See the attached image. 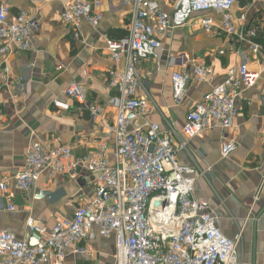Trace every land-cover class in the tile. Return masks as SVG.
Segmentation results:
<instances>
[{
	"label": "built area",
	"instance_id": "obj_1",
	"mask_svg": "<svg viewBox=\"0 0 264 264\" xmlns=\"http://www.w3.org/2000/svg\"><path fill=\"white\" fill-rule=\"evenodd\" d=\"M61 1V21L71 26L75 40H81L84 24L97 28L103 20V0ZM237 2L122 1L131 8L127 35L105 40L113 63L108 81L115 92L109 101L117 111L114 123L104 117L100 105L87 103L80 86H69L64 95L88 110L92 120L101 121L106 129L104 138L93 140L95 152L81 156L76 155L81 142L48 146L34 141L22 170L12 179L18 191L35 190L32 201L41 202L49 198V193L39 188L43 177L52 181L64 176L76 181L79 170L85 169L94 176L93 196L74 210L71 219L58 220L50 230L29 217L23 239L0 231V264H64L71 248L73 253L90 257L85 244L96 234L115 239V264H242L239 248L243 230L240 228L233 239L223 234L209 203L195 196L197 177L203 173L197 166L181 165L178 154L188 152V140L207 131L232 129L237 101L255 88L261 73L240 64L216 82L212 68L197 62L174 72L171 87L175 105L183 103L192 80L212 88L188 112L181 138L170 119L164 118L163 126L146 121L159 108L136 68L142 60L156 56L163 35L191 21L208 34L218 33L234 40L239 55L243 49L253 56L264 54V46L256 42L260 29L238 25L233 15ZM162 3L171 4V11L167 12ZM10 11L0 2V54L27 52L39 23L25 11L9 20ZM244 20L242 16L241 22ZM9 79L10 68L0 69V82L6 85ZM139 89L144 91L142 97L137 96ZM54 103L68 109L67 105ZM236 149L235 142L226 140L221 155L229 158ZM0 190H8L7 179L0 182Z\"/></svg>",
	"mask_w": 264,
	"mask_h": 264
},
{
	"label": "crops",
	"instance_id": "obj_2",
	"mask_svg": "<svg viewBox=\"0 0 264 264\" xmlns=\"http://www.w3.org/2000/svg\"><path fill=\"white\" fill-rule=\"evenodd\" d=\"M122 1L103 0L100 25L91 28L84 24L81 40H75L71 26L61 21V0H0L10 7L9 20L25 11L39 23L29 51L0 54V69L10 68L9 82H0V182L8 180V190H0V231L23 239L29 217L50 230L58 220L71 219L74 210L93 196L94 176L85 169L79 170L76 181L64 176L52 181L43 177L39 188L46 190L49 198L41 202L32 201L35 190L20 192L12 179L22 170L34 141L48 146L81 142L76 150L81 156L95 152L93 140L104 138L106 129L101 121L92 120L88 110L64 95L69 86H80L87 103L100 105L104 117L114 123L117 111L109 101L115 92L108 81L113 63L105 40L127 34L131 8ZM169 3H162L167 12L171 11ZM233 15L238 25L258 27L264 33V0H238ZM237 52L234 40L208 34L191 21L163 35L156 56L142 60L136 68L159 108L146 121L163 126L164 118L170 119L181 138L188 112L212 88L192 80L183 103L175 105L171 87L174 72L197 62L212 68L216 82L240 64L261 73L255 88L237 101L232 129H215L188 140V152H179L178 159L181 165L197 166L203 173L197 177L195 196L209 203L223 234L233 239L240 228L243 230L239 248L242 264H264V54L253 56L247 49L241 55ZM120 66L124 68V61ZM143 95L139 89L137 96ZM226 140L237 146L229 158L221 155ZM85 246L91 251L90 257L73 253L71 248L64 264H115L113 237L96 234Z\"/></svg>",
	"mask_w": 264,
	"mask_h": 264
},
{
	"label": "trees",
	"instance_id": "obj_3",
	"mask_svg": "<svg viewBox=\"0 0 264 264\" xmlns=\"http://www.w3.org/2000/svg\"><path fill=\"white\" fill-rule=\"evenodd\" d=\"M242 1L245 2V1H250V0H242ZM126 35H127V34H123V35H121V36L111 37V38L119 39V38H122V37H124V36H126ZM256 42H257L258 44H261V45L264 46V33L262 32L261 29H260V31H259V33H258V38H257Z\"/></svg>",
	"mask_w": 264,
	"mask_h": 264
}]
</instances>
